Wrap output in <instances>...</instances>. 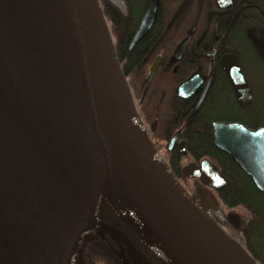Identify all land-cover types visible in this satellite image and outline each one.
<instances>
[{"label":"water","instance_id":"95a60500","mask_svg":"<svg viewBox=\"0 0 264 264\" xmlns=\"http://www.w3.org/2000/svg\"><path fill=\"white\" fill-rule=\"evenodd\" d=\"M108 1L125 12L124 0ZM158 1L150 0L129 50L152 25ZM157 66L158 59L142 99ZM229 75L240 97L243 79L237 70ZM196 84L194 74L175 92L184 96ZM212 130L213 145L264 196V128L213 122ZM178 149L185 155L182 142ZM181 172L215 191L227 183L208 159ZM103 185L175 262L259 264L193 199L157 150L101 0H0V264H67L95 220L99 194L107 196ZM227 220L238 227L237 214Z\"/></svg>","mask_w":264,"mask_h":264},{"label":"flooded vegetation","instance_id":"af4514ba","mask_svg":"<svg viewBox=\"0 0 264 264\" xmlns=\"http://www.w3.org/2000/svg\"><path fill=\"white\" fill-rule=\"evenodd\" d=\"M181 1L170 9L164 2L158 1L153 23L144 36L149 32H163V36L157 35L159 41L150 50L152 61L148 72L158 59L154 75L160 72L170 78L174 95L189 105L190 114L194 115L202 109L205 117L215 118L211 128L213 122L240 123L250 129L264 128V0H188L170 23ZM149 2L141 11L136 29ZM186 38L188 41L185 47L178 51L179 45ZM131 49L128 46V51ZM235 70L241 75L246 89L240 91V97L229 75V71ZM194 74L197 84L192 92L184 91V96H178L175 92L177 86ZM202 95L204 97L200 106L193 111ZM176 132H179L178 138L171 150H168V143ZM179 142L184 145L185 155L178 149ZM186 145L187 141L181 137V129H177L169 137L166 151L168 155L177 152L180 157L188 158L186 165L198 164L199 161L191 160ZM179 181L182 183L183 179ZM104 202V205L95 206V223L89 231L86 229L87 232H82L75 247L82 236L79 251L87 254L86 250L94 247L91 249L92 257L96 258L95 254L104 256L107 264H162L155 251L123 220L121 211ZM99 206L101 208L98 210ZM206 212L216 222L221 219L214 210ZM228 214L222 227L234 236L233 225L227 220ZM134 222L139 226L136 220ZM106 228L113 229L115 235L110 234ZM150 237L148 235L149 241L159 248ZM81 256L82 261L84 255Z\"/></svg>","mask_w":264,"mask_h":264},{"label":"trees","instance_id":"16d2710c","mask_svg":"<svg viewBox=\"0 0 264 264\" xmlns=\"http://www.w3.org/2000/svg\"><path fill=\"white\" fill-rule=\"evenodd\" d=\"M148 1L124 0L127 7L125 12L108 0L101 2L108 26L115 37L116 53L122 71L137 98V111L144 125H153L149 127L151 139L166 142L177 129H181V137L187 141L186 149L191 160L208 159L219 169L227 183L216 191L218 199L228 209L241 208L246 212V217L242 221L240 218L239 226L233 227V234L235 236L236 233L239 240L235 239L259 264H264V196L232 158L212 144L211 122L215 118L205 117L202 109L194 115L190 114L189 105L174 95L173 88L170 87V78L160 72L154 75L145 97L140 102L145 77L152 61L150 50L159 41L157 35L163 36V32L159 34L149 32L132 47L131 51H128L141 11ZM161 1L170 9L179 0ZM180 159L179 154L174 152L169 154L165 161L175 176L183 179L181 170L188 162L182 166ZM102 200L99 195L96 205H104L105 202ZM100 208L99 206L98 210Z\"/></svg>","mask_w":264,"mask_h":264},{"label":"rangeland","instance_id":"374dc122","mask_svg":"<svg viewBox=\"0 0 264 264\" xmlns=\"http://www.w3.org/2000/svg\"><path fill=\"white\" fill-rule=\"evenodd\" d=\"M102 2V0H101ZM112 37L115 41V37L113 35V33L111 32ZM128 83L129 80L127 79ZM130 84V83H129ZM130 87V85H129ZM131 90V87H130ZM131 94L133 96L134 99V103L137 107V98L134 95L133 91L131 90ZM143 94V93H142ZM142 100V95L140 98V102ZM138 112V111H137ZM139 114V112H138ZM140 116V115H139ZM141 118V117H140ZM142 120V119H141ZM143 122V120H142ZM144 124V123H143ZM152 124H145V128L147 129L148 133L150 134L149 131V127H151ZM156 125V124H155ZM155 125H154V129H155ZM151 135V134H150ZM153 143L155 144L157 150L160 152V154L162 155L163 158L167 159L168 157V153L166 151V145H167V141L163 142V141H156L155 139H152ZM181 164L182 166L189 161L188 158H185L184 156L181 157ZM183 169V168H182ZM182 171V170H181ZM183 185V187L188 191V193L193 197V199L206 211H215V213L217 215H219L221 217V219L217 222L219 225H223L225 224V218L226 215L231 212L234 214H237V216L239 217V224H240V218L241 221L242 219H244L246 217V212L245 210L241 209V208H234V209H228L226 207H224L222 205V203L220 202V200L217 197V192L213 189H206L204 187H202V185L200 184V182L197 179H190L187 177L183 178V182L181 183ZM101 198L103 199L102 201H106L107 203H109V205H114L115 207H117V209L119 211H121L122 213V218L125 222L129 223L130 226L134 229V231L139 235V237L142 239V241H144L147 245H149L156 253L157 258L162 262V264H179L177 261L175 262L174 259H172L171 256H169L165 251H163V249L157 248L155 245H153L149 239H148V232L142 227V225L136 220L135 216L133 215V213L127 209L124 205H122V203L118 200V199H114L111 200L108 196H105L104 194H100ZM127 212H126V211ZM207 213V212H206ZM106 216H109L108 214H106ZM132 217V219L130 218ZM136 220L137 223L139 224L136 225L134 221ZM95 222L93 221L86 229L89 231L91 228V225L94 224ZM238 224V226H239ZM84 230L83 234L85 233V231L87 232V230ZM102 229V228H101ZM107 231H109V233L112 235L114 234V231L112 232L113 229L111 228H106ZM234 235V234H233ZM233 238L238 239L237 234L235 233V236H232ZM151 238V237H150ZM82 239V236L80 238V240L78 241L76 247H74L75 249L73 250L71 256H70V264H107L106 258L104 256H99V254H95L96 258L92 257V250L94 247H90V249L87 251V254L81 253L79 251V244L80 241ZM90 240V239H89ZM239 240V239H238ZM237 240V241H238ZM91 241V240H90ZM92 242V241H91ZM83 256V260L81 261V258ZM138 257V255H136ZM68 264V263H67Z\"/></svg>","mask_w":264,"mask_h":264},{"label":"bare ground","instance_id":"6f19581e","mask_svg":"<svg viewBox=\"0 0 264 264\" xmlns=\"http://www.w3.org/2000/svg\"><path fill=\"white\" fill-rule=\"evenodd\" d=\"M102 189L111 200H114L116 198V192L107 187V185H103ZM182 264H187L186 259L182 258Z\"/></svg>","mask_w":264,"mask_h":264}]
</instances>
